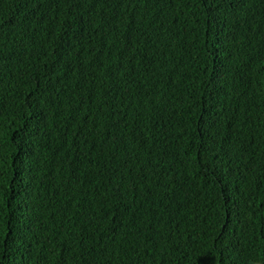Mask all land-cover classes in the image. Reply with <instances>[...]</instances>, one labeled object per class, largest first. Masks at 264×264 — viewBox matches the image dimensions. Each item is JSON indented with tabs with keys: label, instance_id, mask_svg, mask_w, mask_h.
Returning <instances> with one entry per match:
<instances>
[{
	"label": "trees",
	"instance_id": "trees-1",
	"mask_svg": "<svg viewBox=\"0 0 264 264\" xmlns=\"http://www.w3.org/2000/svg\"><path fill=\"white\" fill-rule=\"evenodd\" d=\"M0 0V264H264V0Z\"/></svg>",
	"mask_w": 264,
	"mask_h": 264
},
{
	"label": "snow or ice",
	"instance_id": "snow-or-ice-1",
	"mask_svg": "<svg viewBox=\"0 0 264 264\" xmlns=\"http://www.w3.org/2000/svg\"><path fill=\"white\" fill-rule=\"evenodd\" d=\"M232 5L234 8H240L243 6L242 0H232ZM204 264H207L205 261Z\"/></svg>",
	"mask_w": 264,
	"mask_h": 264
}]
</instances>
